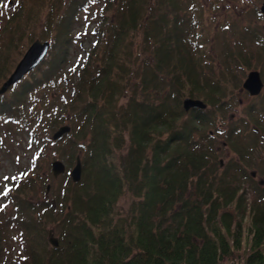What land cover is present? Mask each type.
Wrapping results in <instances>:
<instances>
[{
    "label": "trees",
    "instance_id": "1",
    "mask_svg": "<svg viewBox=\"0 0 264 264\" xmlns=\"http://www.w3.org/2000/svg\"><path fill=\"white\" fill-rule=\"evenodd\" d=\"M37 1L23 0L20 13L1 34L0 88L15 65L9 57L48 10L49 0ZM92 2L104 3L109 12L116 9L113 20L105 16V54L85 67L70 96L61 101L66 111L78 110L81 130L76 127L68 138L72 158L83 154L85 177L75 184L66 175L58 204L29 199L37 169L22 180L11 197L17 218L0 226V264H233L236 257L243 264H264V185H256L257 197L248 207L241 187L219 188L216 178L207 175L219 163L217 150L204 144L213 139L212 129H218L238 77L233 70L220 75L214 68L207 74L214 64L208 40L184 16L182 0H71L61 19L48 18L46 32L55 31L56 39L47 60L0 97V121L7 118L29 129V100L67 84L63 72L74 43L73 24ZM143 31L156 53L153 76L171 80L173 94L161 101L141 100L132 89L134 44ZM144 90L148 94L147 86ZM122 98L129 102L120 107ZM188 98L203 100L208 108L188 113ZM256 110H249L252 118ZM255 121L259 135L262 119ZM239 129L232 126L225 145L242 160L252 148ZM234 167L240 169V163ZM127 195L132 205L122 214L120 202ZM54 225L60 248L50 243ZM10 226L21 228L18 239L24 248L14 262L7 258Z\"/></svg>",
    "mask_w": 264,
    "mask_h": 264
},
{
    "label": "rangeland",
    "instance_id": "2",
    "mask_svg": "<svg viewBox=\"0 0 264 264\" xmlns=\"http://www.w3.org/2000/svg\"><path fill=\"white\" fill-rule=\"evenodd\" d=\"M22 1L0 0V37L10 21L20 13ZM70 2L71 0H49L48 10L45 12L43 10L44 16L42 15L34 23L37 27L32 31L33 34L28 31L23 43L21 42L18 49L9 57L15 63L10 76L36 41H50L54 45L56 32L53 30L48 34L46 32L49 29L48 18L53 15L54 21L57 22L68 11ZM106 7L104 3L95 5L92 2L78 13V20L73 24L72 31L74 43L63 72V80L68 79V82L64 87L51 89L47 94L38 93L29 100L27 110L29 129H26L21 122H12L7 118L0 121V226L10 223L12 218H17L18 208L11 198L12 192L29 173L35 169L39 172L32 174L34 179L28 187L31 189V193L28 192L29 199L36 204L47 200L58 204L60 194L64 192L66 186L63 185L65 176L55 178L54 162L58 160L64 162L68 172L75 169L78 157H81L83 162L82 153L76 159L72 158V147L68 138L76 134V127L81 130L82 125L76 117L78 110L66 111L61 101L70 96L71 89L79 82L80 73L85 67L93 63L97 55L101 54L100 56L103 57L105 54L103 35L105 16L112 20L116 17V13L113 12L116 9L109 12ZM182 7L185 9L184 16L192 19L197 27L200 26L199 34L201 32L208 40L209 48L204 51L210 49L208 56L214 64L208 65L207 74L214 68L220 75H224L225 70H233L238 77V88L234 95L227 99L229 102L224 106L222 117L217 121L218 129H212L213 139L208 144H204V147L212 145L217 150L219 163L215 168L207 170L208 177H215L216 186H220L219 188L241 187V193L247 192V206L250 207L257 197L256 185L264 181V91L260 96L253 97L244 88V84L253 71L260 72L264 81V0H182ZM108 12L110 14H107ZM134 54L136 69L132 77V89L140 92L139 98L141 100L157 98L161 101L173 94L169 78L162 74L159 78L153 76L156 53L152 45L146 44L144 31L135 39ZM200 55L202 56V53ZM145 79L148 80V84H145ZM146 86L148 94H145ZM9 96L11 93L7 95ZM128 102V98H122L119 106H126ZM253 106L257 108L253 114L254 118L249 115V110ZM255 119H262L259 135L255 134L256 128H259ZM57 121L60 123H56ZM65 126L71 127L72 132L62 141L55 142L53 139L55 134ZM232 126L240 128L239 132L244 136L243 138H246V146L248 149L249 147L254 149L249 154L244 153L245 158L242 160L240 153L225 145ZM34 131H36L35 135ZM123 153L127 154V151ZM235 163H240V169L234 167ZM231 165L233 168L230 169ZM254 173L258 174L256 178L253 176ZM84 177L85 169L83 179ZM250 178H253L254 182H251ZM49 187H51L50 191ZM193 188L191 192L196 191ZM129 196L121 199L122 214L129 212L132 205ZM231 210H234V206ZM251 222L252 217L249 213L245 217L247 230L249 226L251 227ZM20 229L10 226V232L8 231L10 244L7 258L12 262L21 258L20 254L24 250L18 239ZM51 230L61 241L57 226H52ZM234 262L243 264L242 258L239 257H236Z\"/></svg>",
    "mask_w": 264,
    "mask_h": 264
},
{
    "label": "water",
    "instance_id": "3",
    "mask_svg": "<svg viewBox=\"0 0 264 264\" xmlns=\"http://www.w3.org/2000/svg\"><path fill=\"white\" fill-rule=\"evenodd\" d=\"M264 13V8H263ZM52 48V43L50 41H36L32 47L27 52L26 56L20 62L15 72L10 76V78L4 83L0 89V97L6 95L15 85L20 83L23 79L26 78L30 73L39 68L49 56V53ZM244 88L253 96L258 97L264 91V81L262 75L258 71H253L250 73L249 78L244 84ZM185 110L190 113L193 109L206 110L208 105L203 100H194L188 98L184 103ZM72 132V128L69 126L62 127L54 136V141L57 142L63 139L65 136ZM53 173L56 179L65 176L68 174L67 165L58 160L53 164ZM84 166L81 160V157H78L77 166L71 172V177L74 183H80L83 180ZM257 173H254L253 176L257 177ZM264 185V181L262 182ZM51 187H49L50 191ZM50 243L55 248L61 247V242L58 238L55 237L54 232L50 234Z\"/></svg>",
    "mask_w": 264,
    "mask_h": 264
},
{
    "label": "snow or ice",
    "instance_id": "4",
    "mask_svg": "<svg viewBox=\"0 0 264 264\" xmlns=\"http://www.w3.org/2000/svg\"><path fill=\"white\" fill-rule=\"evenodd\" d=\"M6 194V193H5Z\"/></svg>",
    "mask_w": 264,
    "mask_h": 264
}]
</instances>
